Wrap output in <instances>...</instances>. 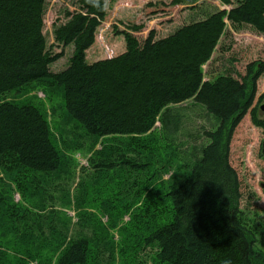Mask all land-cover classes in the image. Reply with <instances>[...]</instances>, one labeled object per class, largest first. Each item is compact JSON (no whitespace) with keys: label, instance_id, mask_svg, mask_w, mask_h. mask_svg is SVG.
Segmentation results:
<instances>
[{"label":"trees","instance_id":"16d2710c","mask_svg":"<svg viewBox=\"0 0 264 264\" xmlns=\"http://www.w3.org/2000/svg\"><path fill=\"white\" fill-rule=\"evenodd\" d=\"M45 1L0 0V264H264L229 163L233 133L249 111L264 137V114L252 108L264 61L238 79L204 81L202 71L226 23L264 36V0H233L230 10L166 38L154 40L151 31L142 45L132 33L143 26H126L116 32L124 53L92 64L86 52L105 20V1L78 0L79 12H67L53 31L54 44L72 47L57 73L50 66L63 54L47 47ZM36 88L61 99L72 141L42 107L7 97ZM189 101L218 122L203 132L207 144L192 161L180 158L182 144H175L182 121L175 107ZM86 139L88 170L71 192V154ZM64 210L76 212L79 230L70 232ZM146 250L152 254L144 257Z\"/></svg>","mask_w":264,"mask_h":264},{"label":"rangeland","instance_id":"374dc122","mask_svg":"<svg viewBox=\"0 0 264 264\" xmlns=\"http://www.w3.org/2000/svg\"><path fill=\"white\" fill-rule=\"evenodd\" d=\"M106 17L98 27L95 34V41L92 47L86 52V61L89 64L99 60L109 59L124 53L125 42L122 36L116 35L126 26L142 25L140 32L132 35L142 45L148 37L149 32L154 33V40H160L172 35L178 29L192 23L205 20L208 16L221 10H230L235 6L224 5L220 0H197L196 4L170 5L173 0H104ZM188 5V6H186ZM78 0H46L44 5V28L43 34L47 47L51 48L52 54L62 52L63 56L50 66V71L57 73L63 71L69 63L72 47L63 48L53 43L54 29L67 21V12H79ZM227 24L225 34L221 37L218 46L212 56L202 66L204 81H213L221 75L230 74L233 78L245 75L246 67L256 61H264V36L257 33L247 25L232 26ZM264 93V76L256 84V95L253 106L260 108L264 106L259 101ZM8 99L24 101L35 107H42L46 111L51 125L60 127L69 142L74 138L72 123H67L63 110L59 108L61 99L59 97H48L44 89L36 88L23 95H7ZM182 114L181 126L176 135L175 144H182L179 149L180 158L192 161L199 156L202 145L207 144L203 132L214 130L218 122L209 115L202 107L192 101L175 107ZM251 108V109H252ZM52 109H55L54 113ZM264 110L259 109L258 115L263 116ZM64 124H67L64 127ZM157 130L159 123L156 124ZM66 129V130H65ZM72 132V133H71ZM77 133H82L77 130ZM264 137L261 129L252 125L250 111L242 119L235 129L229 149V163L236 171L240 182L241 200L240 209L245 212L249 224L256 229L257 248L264 252V158L261 153V145ZM88 141L85 146L81 141L82 149L73 152L72 158L76 162L75 181L70 182L71 192L75 187L82 170H88L86 159L89 157ZM99 149V146L96 147ZM178 151V152H179ZM84 171V172H85ZM171 174L165 175L164 180ZM20 197L14 195V201L18 202ZM71 219L70 232L79 228L76 223V212L64 210ZM101 218V217H100ZM129 216L122 217L120 222L126 223ZM106 223V218H101ZM107 224V223H106ZM86 229H83L85 231ZM114 240H118V232L112 233ZM145 256L151 255L150 250L145 251ZM144 259V258H143ZM148 261V259L146 260ZM34 264V263H31ZM146 264H149L148 262Z\"/></svg>","mask_w":264,"mask_h":264},{"label":"water","instance_id":"95a60500","mask_svg":"<svg viewBox=\"0 0 264 264\" xmlns=\"http://www.w3.org/2000/svg\"><path fill=\"white\" fill-rule=\"evenodd\" d=\"M261 110H264V106L261 107ZM262 155H263V158H264V142L262 144Z\"/></svg>","mask_w":264,"mask_h":264},{"label":"clouds","instance_id":"9594fccd","mask_svg":"<svg viewBox=\"0 0 264 264\" xmlns=\"http://www.w3.org/2000/svg\"><path fill=\"white\" fill-rule=\"evenodd\" d=\"M225 264H229V262L228 261H225Z\"/></svg>","mask_w":264,"mask_h":264},{"label":"flooded vegetation","instance_id":"af4514ba","mask_svg":"<svg viewBox=\"0 0 264 264\" xmlns=\"http://www.w3.org/2000/svg\"><path fill=\"white\" fill-rule=\"evenodd\" d=\"M263 144V143H262ZM261 153H262V145H261Z\"/></svg>","mask_w":264,"mask_h":264}]
</instances>
